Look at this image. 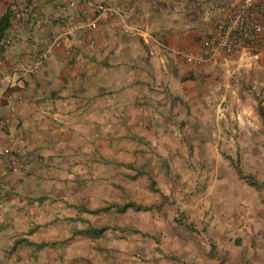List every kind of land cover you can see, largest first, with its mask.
Wrapping results in <instances>:
<instances>
[{
    "label": "crops",
    "instance_id": "1",
    "mask_svg": "<svg viewBox=\"0 0 264 264\" xmlns=\"http://www.w3.org/2000/svg\"><path fill=\"white\" fill-rule=\"evenodd\" d=\"M92 1L118 14H101L82 35L66 34L56 13L64 4L77 24L93 16L81 14L85 0H35L5 30L13 40L0 60V264H58L67 223L80 241L83 218L136 204L122 196L130 180L146 184V163L159 159L149 147L174 137L179 100L204 103L201 74L214 71L216 62L193 65L179 53L196 52L210 30L205 11L240 0ZM30 3L0 0V18ZM124 24L139 31L125 33ZM257 58L264 62V41ZM14 156L24 169L8 164Z\"/></svg>",
    "mask_w": 264,
    "mask_h": 264
},
{
    "label": "rangeland",
    "instance_id": "2",
    "mask_svg": "<svg viewBox=\"0 0 264 264\" xmlns=\"http://www.w3.org/2000/svg\"><path fill=\"white\" fill-rule=\"evenodd\" d=\"M215 62L206 102L179 100L174 137L122 196L147 209L83 218L80 241L67 223L58 264H264V62Z\"/></svg>",
    "mask_w": 264,
    "mask_h": 264
},
{
    "label": "built area",
    "instance_id": "3",
    "mask_svg": "<svg viewBox=\"0 0 264 264\" xmlns=\"http://www.w3.org/2000/svg\"><path fill=\"white\" fill-rule=\"evenodd\" d=\"M65 0H62L64 2ZM36 7L35 0H31L29 6L14 10L8 30H11L15 24L23 19L32 8ZM219 13L214 14L212 9L203 13V15L212 20V26L200 39L198 49L194 53H179V57L193 65L215 62L220 58H225L234 53L248 54L257 58L261 44L264 41V0H240L235 4L221 5ZM92 12L93 16L88 17L77 24H68V17L65 15L64 4H59L56 13V19L64 24L65 33L73 35H82L98 25V18L103 13L118 14L116 10L105 5L102 2L95 3L92 0H85L81 14L86 15ZM127 16V17H126ZM124 17L128 18L129 15ZM122 25L120 28L125 33L139 31V26L132 24ZM13 37L10 34L0 33V60L7 49L12 45ZM57 43V38L53 39L43 49L37 52L29 71L36 74L47 59L49 52ZM19 69L18 71H21ZM7 120L0 119V124H6ZM9 151L7 148L6 152ZM14 154H19L20 150H15ZM8 164L18 166L24 169L16 157L8 159ZM1 208V194H0Z\"/></svg>",
    "mask_w": 264,
    "mask_h": 264
},
{
    "label": "trees",
    "instance_id": "4",
    "mask_svg": "<svg viewBox=\"0 0 264 264\" xmlns=\"http://www.w3.org/2000/svg\"><path fill=\"white\" fill-rule=\"evenodd\" d=\"M12 13L10 12V10H7V12L0 18V33H4L5 30L9 27L10 24V18H11ZM259 114L262 117V119L264 120V112L262 111V108L259 109ZM127 207H132L134 210H146L147 208L140 206V205H136L135 203H128L125 204L121 207L118 208L119 211H124ZM90 230H81V231H76V233H86L89 232Z\"/></svg>",
    "mask_w": 264,
    "mask_h": 264
}]
</instances>
